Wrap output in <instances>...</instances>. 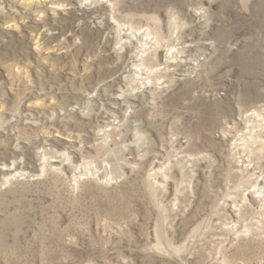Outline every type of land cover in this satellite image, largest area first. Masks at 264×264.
<instances>
[{
  "label": "rangeland",
  "instance_id": "obj_1",
  "mask_svg": "<svg viewBox=\"0 0 264 264\" xmlns=\"http://www.w3.org/2000/svg\"><path fill=\"white\" fill-rule=\"evenodd\" d=\"M0 264H264V0H0Z\"/></svg>",
  "mask_w": 264,
  "mask_h": 264
}]
</instances>
